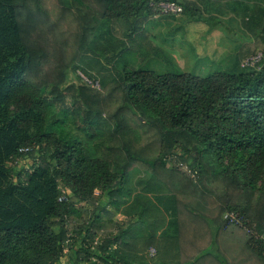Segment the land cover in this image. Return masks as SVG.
Returning a JSON list of instances; mask_svg holds the SVG:
<instances>
[{"label": "trees", "instance_id": "obj_1", "mask_svg": "<svg viewBox=\"0 0 264 264\" xmlns=\"http://www.w3.org/2000/svg\"><path fill=\"white\" fill-rule=\"evenodd\" d=\"M163 1L0 0V264H144L170 208L217 224L210 260L264 264V0L231 71L121 69L150 18L202 15Z\"/></svg>", "mask_w": 264, "mask_h": 264}, {"label": "rangeland", "instance_id": "obj_2", "mask_svg": "<svg viewBox=\"0 0 264 264\" xmlns=\"http://www.w3.org/2000/svg\"><path fill=\"white\" fill-rule=\"evenodd\" d=\"M199 1L203 6L202 15L196 19L180 22L178 15L176 18H150L145 26L158 49L150 53L126 52L119 67L152 69L159 73L190 72L200 76L215 71L233 70L239 60L241 46L248 41L258 39L254 31L257 27L247 26L244 21V17L248 14L245 7L251 8L256 0ZM251 27H254L253 31ZM259 46V51H263L264 43L261 42ZM72 81H74L73 76L70 77L69 83ZM100 81L102 84V80ZM101 195V190L97 189L95 196ZM110 227L112 229V224ZM70 236V244L78 238L75 233H70ZM101 239L102 235L99 234L94 241ZM78 240L77 247L80 245V239ZM69 249L70 245L67 246V251ZM94 258L98 257L93 255L92 259Z\"/></svg>", "mask_w": 264, "mask_h": 264}, {"label": "crops", "instance_id": "obj_3", "mask_svg": "<svg viewBox=\"0 0 264 264\" xmlns=\"http://www.w3.org/2000/svg\"><path fill=\"white\" fill-rule=\"evenodd\" d=\"M177 18L180 22L187 20L181 15ZM192 216L179 215L171 208L155 214L156 219L164 223L155 244L148 248L144 264H218L214 259L210 260L211 255L217 256L218 245L223 243L217 239V224L209 220L208 224L200 222L184 226L182 222L192 221Z\"/></svg>", "mask_w": 264, "mask_h": 264}, {"label": "built area", "instance_id": "obj_4", "mask_svg": "<svg viewBox=\"0 0 264 264\" xmlns=\"http://www.w3.org/2000/svg\"><path fill=\"white\" fill-rule=\"evenodd\" d=\"M160 6L162 9V12H164V13H180L182 11V7L179 4L172 2V1H168V0L161 2ZM262 56H263L262 52H260L256 55H253V56H249L242 61V66L256 65L262 59ZM79 73L91 86L99 88V89L102 88V84H101L100 79L92 78V77L86 75L82 71H80ZM28 149H29L28 147H26V148L22 147L21 148V150H28ZM61 198H63V197H61ZM232 216L237 222H241V218L238 215L232 214ZM153 251L155 252L154 249H153Z\"/></svg>", "mask_w": 264, "mask_h": 264}]
</instances>
